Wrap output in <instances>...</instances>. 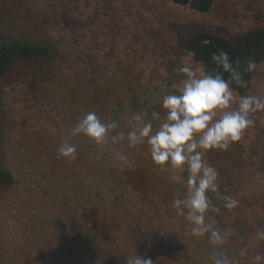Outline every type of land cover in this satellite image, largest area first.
<instances>
[{
	"label": "rangeland",
	"instance_id": "374dc122",
	"mask_svg": "<svg viewBox=\"0 0 264 264\" xmlns=\"http://www.w3.org/2000/svg\"><path fill=\"white\" fill-rule=\"evenodd\" d=\"M0 6L43 21L61 54L42 80L23 76L4 88L2 139L15 183L0 192V264H125L136 253L153 264H212L219 253L233 264H256L255 256H264V240L256 238L264 230V112L252 115L255 126L228 151L206 153L219 173V191L208 194L219 212L207 216L227 233L222 246L207 234L192 235L172 207L185 185L153 162L147 143L98 146L70 136L92 111L116 121L115 132L125 135L134 114L163 118L162 99L178 94L180 67L200 69L182 48L184 38L200 30L245 31L255 14L264 18V0H217L208 13L170 0H0ZM245 95L264 99V62ZM65 140L76 145L75 160L58 156ZM224 196L237 206L226 209Z\"/></svg>",
	"mask_w": 264,
	"mask_h": 264
},
{
	"label": "clouds",
	"instance_id": "9594fccd",
	"mask_svg": "<svg viewBox=\"0 0 264 264\" xmlns=\"http://www.w3.org/2000/svg\"><path fill=\"white\" fill-rule=\"evenodd\" d=\"M217 66L214 74L206 72L203 67L197 71L190 65H183L178 94L170 93L162 99L163 118L159 112H152L151 120L137 113L131 116V130L115 132L116 121L105 122L96 112H88L72 128L70 136L84 135L96 145L103 146L109 142L113 145L125 139L129 147L149 146L151 158L161 170H171L173 181L183 182L186 191L183 196L177 195L172 207L191 225L194 236L208 235L216 246L226 243L227 233L220 232L209 222L207 216L211 210L219 212L209 199V193L219 191V173L206 160L209 151H228L238 143L245 132L255 126L252 115L264 112V99L258 96H237L231 82L243 85L241 72L234 67L227 52L220 51L211 57ZM255 62L248 61L245 71L252 72ZM222 73H228L225 79ZM233 105H236L235 107ZM153 121L158 124L154 127ZM115 132V134H113ZM58 156L72 161L76 159L77 147L65 140L58 148ZM120 160L126 159L124 155ZM187 172L184 180L182 173ZM226 209H234L238 201L232 196L222 197ZM256 238L264 240V230L258 229ZM242 256L246 253L242 250ZM212 264H233L232 259L222 253L212 256ZM256 264H264V256H255ZM125 264H153L150 258L137 253L129 256Z\"/></svg>",
	"mask_w": 264,
	"mask_h": 264
},
{
	"label": "trees",
	"instance_id": "16d2710c",
	"mask_svg": "<svg viewBox=\"0 0 264 264\" xmlns=\"http://www.w3.org/2000/svg\"><path fill=\"white\" fill-rule=\"evenodd\" d=\"M173 4L188 6L199 12L208 13L217 0H170ZM264 18L261 13L253 16L251 26L232 35L197 31L184 38L182 48L200 68L214 74L217 66L212 62L214 53L227 52L234 67L241 72L243 85L231 82V87L239 96L245 95L250 88L256 66L264 62ZM61 58L60 49L48 32L43 21L26 18L12 10L0 6V192L7 191L15 183L3 146L5 123L4 88L10 79L23 76L42 80ZM248 61L255 62L252 72L245 71ZM227 80L228 73H222ZM29 84H34L31 80Z\"/></svg>",
	"mask_w": 264,
	"mask_h": 264
}]
</instances>
